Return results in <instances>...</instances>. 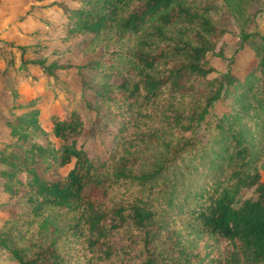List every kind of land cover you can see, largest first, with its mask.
I'll list each match as a JSON object with an SVG mask.
<instances>
[{
  "label": "trees",
  "instance_id": "obj_1",
  "mask_svg": "<svg viewBox=\"0 0 264 264\" xmlns=\"http://www.w3.org/2000/svg\"><path fill=\"white\" fill-rule=\"evenodd\" d=\"M259 1L224 0L241 38L255 15L247 6ZM53 3L67 36L99 49L86 64L118 124L97 159L76 142L78 114L54 111L45 128L35 96L9 108L23 110L5 121L0 207H25L0 219V264H264V34L256 63L238 77L207 59L225 31L212 20L213 0ZM30 62L45 74L54 67ZM221 97L227 109L209 112Z\"/></svg>",
  "mask_w": 264,
  "mask_h": 264
},
{
  "label": "rangeland",
  "instance_id": "obj_2",
  "mask_svg": "<svg viewBox=\"0 0 264 264\" xmlns=\"http://www.w3.org/2000/svg\"><path fill=\"white\" fill-rule=\"evenodd\" d=\"M55 1L64 0H25L22 13L0 16V22L4 21V29L0 30V147L3 142L11 140L5 121L16 114L11 112L23 110L9 108L16 102L25 103L35 96L34 106L39 110L37 115L42 126L50 127L49 116L54 111L65 116L70 112L78 114L84 131L76 142H80L90 156L103 159L107 155L118 119L104 107L96 93L100 88L98 72L86 64L99 49L92 52L83 49L86 42L83 35L67 36L66 19L61 8L53 3ZM247 11L255 12L254 20L242 30L251 34L241 38V24L232 4L228 5L224 0H213L210 12L212 20L225 29L214 51L207 55L216 71L229 68L232 73L241 77L256 63L260 52L259 37L264 34V0L248 4ZM16 24H19L20 29L13 28ZM32 59L41 60L43 65L53 63L51 73L41 72V66L30 62ZM191 79L195 81L200 77L192 76ZM226 109V98L221 97L208 110L220 115ZM202 128L203 123L200 122L195 135L204 140ZM30 134L34 140L43 137L32 131ZM262 144L264 147V140ZM2 164L0 166L8 168ZM257 170L258 179L263 180L264 150L257 161ZM17 176L23 179L24 173L19 172ZM2 182L3 177L0 176L1 201L8 198L1 192ZM251 194L250 188L242 190L240 195L246 197ZM12 200L15 199L11 198L10 201ZM15 204L13 201L0 207V219L9 215V209ZM16 207L21 209L25 206L19 203ZM175 222L180 223V219L177 218Z\"/></svg>",
  "mask_w": 264,
  "mask_h": 264
},
{
  "label": "crops",
  "instance_id": "obj_3",
  "mask_svg": "<svg viewBox=\"0 0 264 264\" xmlns=\"http://www.w3.org/2000/svg\"><path fill=\"white\" fill-rule=\"evenodd\" d=\"M24 2L25 0H0V16L2 17L4 14L13 13V14H19L24 11ZM12 7V8H11ZM3 23L2 20L0 22V30H3ZM19 24L13 25V28L15 30L20 29Z\"/></svg>",
  "mask_w": 264,
  "mask_h": 264
}]
</instances>
